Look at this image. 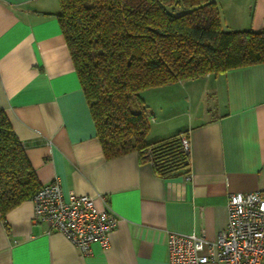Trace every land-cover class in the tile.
Here are the masks:
<instances>
[{
	"label": "crops",
	"instance_id": "crops-1",
	"mask_svg": "<svg viewBox=\"0 0 264 264\" xmlns=\"http://www.w3.org/2000/svg\"><path fill=\"white\" fill-rule=\"evenodd\" d=\"M214 1L223 29L264 28V0ZM58 12V0H0V112L40 185L56 176L64 199L89 195L117 221L83 255L26 200L8 227L0 217V264H169L171 232L214 240L229 194L264 190V62L139 93L147 141L187 133L189 171L161 177L137 152L104 157Z\"/></svg>",
	"mask_w": 264,
	"mask_h": 264
},
{
	"label": "trees",
	"instance_id": "trees-1",
	"mask_svg": "<svg viewBox=\"0 0 264 264\" xmlns=\"http://www.w3.org/2000/svg\"><path fill=\"white\" fill-rule=\"evenodd\" d=\"M57 19L106 159L137 152L161 177L189 171L179 131L147 141L139 93L264 62V28L225 30L214 0H58ZM41 187L0 112V217Z\"/></svg>",
	"mask_w": 264,
	"mask_h": 264
},
{
	"label": "built area",
	"instance_id": "built-area-1",
	"mask_svg": "<svg viewBox=\"0 0 264 264\" xmlns=\"http://www.w3.org/2000/svg\"><path fill=\"white\" fill-rule=\"evenodd\" d=\"M182 145L189 152L186 136ZM31 200L32 221L45 224L47 232H61L83 255L95 242L107 246L117 218L108 209H97L93 197L82 194L64 199L55 176ZM227 210L226 228L214 240H208L203 231L171 232L169 264H264V190L229 194Z\"/></svg>",
	"mask_w": 264,
	"mask_h": 264
}]
</instances>
